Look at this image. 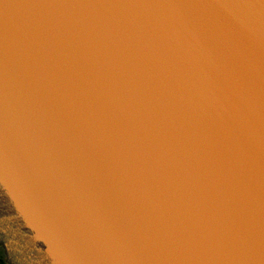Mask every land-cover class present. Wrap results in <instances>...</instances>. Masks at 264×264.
<instances>
[{
  "label": "water",
  "instance_id": "obj_1",
  "mask_svg": "<svg viewBox=\"0 0 264 264\" xmlns=\"http://www.w3.org/2000/svg\"><path fill=\"white\" fill-rule=\"evenodd\" d=\"M6 264H264V0H0Z\"/></svg>",
  "mask_w": 264,
  "mask_h": 264
},
{
  "label": "rangeland",
  "instance_id": "obj_2",
  "mask_svg": "<svg viewBox=\"0 0 264 264\" xmlns=\"http://www.w3.org/2000/svg\"><path fill=\"white\" fill-rule=\"evenodd\" d=\"M2 259H4V257H3V252H2V250H1V248H0V264H5L3 261H2ZM5 261V260H4Z\"/></svg>",
  "mask_w": 264,
  "mask_h": 264
},
{
  "label": "trees",
  "instance_id": "obj_3",
  "mask_svg": "<svg viewBox=\"0 0 264 264\" xmlns=\"http://www.w3.org/2000/svg\"><path fill=\"white\" fill-rule=\"evenodd\" d=\"M4 257V256H3ZM2 261L5 263L4 259H2ZM6 264V263H5Z\"/></svg>",
  "mask_w": 264,
  "mask_h": 264
}]
</instances>
